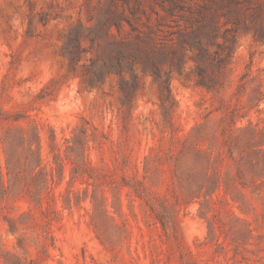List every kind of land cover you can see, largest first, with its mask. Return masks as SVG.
Here are the masks:
<instances>
[{
	"label": "rangeland",
	"instance_id": "rangeland-1",
	"mask_svg": "<svg viewBox=\"0 0 264 264\" xmlns=\"http://www.w3.org/2000/svg\"><path fill=\"white\" fill-rule=\"evenodd\" d=\"M125 52L140 60L91 82ZM9 126L54 168L58 217L44 251L40 230L11 229L33 206L9 201L0 264H264V0H0ZM81 129L93 179L64 155Z\"/></svg>",
	"mask_w": 264,
	"mask_h": 264
},
{
	"label": "trees",
	"instance_id": "trees-1",
	"mask_svg": "<svg viewBox=\"0 0 264 264\" xmlns=\"http://www.w3.org/2000/svg\"><path fill=\"white\" fill-rule=\"evenodd\" d=\"M140 58L137 55L131 53H119L117 57H114L106 63L99 73L91 80L101 81L104 78V70L117 71L120 73L122 68L128 63L139 61ZM141 62V61H140ZM143 64V63H142ZM132 93L128 94L127 100ZM15 126H9L7 132L0 138V158L4 155V163L0 160V214H4V210L7 207V203L11 201L14 203L21 199H25L29 202L33 208L23 212L18 218L15 219V223L11 226L13 231H17L20 226H24L25 229L35 231L38 229L43 236V243H41V249L46 251V246L49 241H53V236L50 231L51 222L58 217V211L55 206V192L52 187L54 181L53 171L54 168L50 163H44V160L40 153V147L35 148V144L30 140L32 133H27L24 128L21 129V133H18ZM34 134V132H33ZM83 140L79 143L78 135L76 134L72 140H66L64 155L65 158L72 165V178L81 177L85 179L95 178L94 171L96 168L91 164L88 157H86V148L89 145V135L86 129L80 131ZM36 135V132H35ZM19 139V147H24L27 154L21 155L20 159L24 160L25 169H16L11 155L9 154V146L13 140ZM93 141H96L95 135L92 137ZM62 147L55 144L53 147V158L56 167H65L64 160L61 156ZM27 172V173H26ZM41 180L39 185H35L37 180ZM85 183L90 185L89 180H85ZM98 186V185H95ZM102 197V196H101ZM103 200L105 196L102 197ZM50 200L54 202L53 207ZM167 214L163 217H159L163 226L167 222L174 223L176 221V212L170 208H165ZM7 264H41L40 261L35 259L19 258L15 261L8 260Z\"/></svg>",
	"mask_w": 264,
	"mask_h": 264
}]
</instances>
